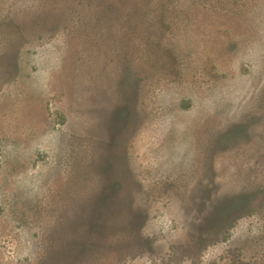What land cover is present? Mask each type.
<instances>
[{
	"label": "rangeland",
	"instance_id": "374dc122",
	"mask_svg": "<svg viewBox=\"0 0 264 264\" xmlns=\"http://www.w3.org/2000/svg\"><path fill=\"white\" fill-rule=\"evenodd\" d=\"M0 264H264V0H0Z\"/></svg>",
	"mask_w": 264,
	"mask_h": 264
},
{
	"label": "trees",
	"instance_id": "16d2710c",
	"mask_svg": "<svg viewBox=\"0 0 264 264\" xmlns=\"http://www.w3.org/2000/svg\"><path fill=\"white\" fill-rule=\"evenodd\" d=\"M104 197H100L99 198V202L101 203L103 201ZM102 200V201H101ZM247 199L246 197H242V199L238 200V201H235L234 203H232L229 208H224L223 211H221V213L219 214V219H223L225 217V214L228 212V211H232V210H235V209H239V208H242L243 206H245V203H246Z\"/></svg>",
	"mask_w": 264,
	"mask_h": 264
}]
</instances>
